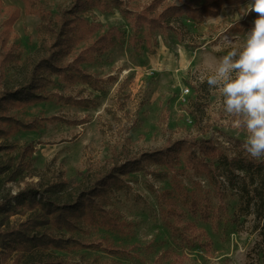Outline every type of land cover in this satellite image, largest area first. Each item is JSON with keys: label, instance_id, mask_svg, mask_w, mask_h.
I'll return each instance as SVG.
<instances>
[{"label": "rangeland", "instance_id": "1", "mask_svg": "<svg viewBox=\"0 0 264 264\" xmlns=\"http://www.w3.org/2000/svg\"><path fill=\"white\" fill-rule=\"evenodd\" d=\"M32 1L54 18L73 0ZM151 2L122 0V7L140 10ZM172 3L180 0H163L158 8ZM13 7L18 17L0 45V55L13 53L4 65L3 84L9 87L27 78L45 53L47 37L40 14L26 13L23 0H0V35ZM84 15L100 22L102 31H123V40L82 64L98 79L96 88L46 74L49 100L10 108L21 120L37 118L43 124L7 138L17 148L1 152L2 158L33 142V174L0 180V195L27 180L90 184L125 156L161 149L185 136L209 138L229 157L264 159V28L257 27L264 0L224 4L217 15L199 20L182 16L165 30L141 26L135 44L117 7L104 13L92 8ZM237 25L242 29L233 28ZM65 97L85 99L87 105ZM180 162L175 171L150 162L121 176L124 187L108 193L107 208L130 222L124 232L87 225L57 232L89 246L50 251L79 264H264V213L256 212L254 198L248 203L254 196L244 189V184L252 187L246 174L220 176V198L210 177L187 168L183 157ZM166 190L172 191L169 198ZM16 218L24 216L11 217ZM18 258L12 253L7 263Z\"/></svg>", "mask_w": 264, "mask_h": 264}, {"label": "trees", "instance_id": "2", "mask_svg": "<svg viewBox=\"0 0 264 264\" xmlns=\"http://www.w3.org/2000/svg\"><path fill=\"white\" fill-rule=\"evenodd\" d=\"M163 0H152L140 10L131 11L122 7V0H73L72 4L60 9L58 14L50 13L42 7H36L32 0L25 2V12H38L43 20L47 37L42 45L45 53L31 66L27 78L19 84L9 87L3 84L6 79L4 65L13 59L11 49L0 55V153L16 149L6 140L20 130L37 129L43 123L37 118L21 120L10 114L11 107H23L36 102L49 100L46 85L47 75L56 74L69 83L81 81L96 88L98 79L87 73L82 64L90 61L97 51L107 49L123 40V31L118 28L101 30L102 24L90 20L84 15L88 9L95 8L108 12L113 7L120 9L132 29L128 36L135 44L138 29L155 28L165 30L173 20L182 16L190 20H199L204 16H215L224 4L238 3L244 0H180V3L168 4L159 10ZM19 10L13 7L5 19L0 35V45L6 42L7 33L18 17ZM246 24V23H244ZM264 28V18L257 23ZM241 30L242 26H234ZM88 41V43H87ZM87 43L77 51L80 43ZM71 55L68 61H65ZM47 74V75H46ZM56 95V93H55ZM63 98V96H59ZM64 99L87 105L85 99ZM34 144L29 142L19 149L16 156L0 157L1 184L16 181L28 174L32 176L31 152ZM198 173H205L214 184L215 193L222 198L220 176L242 172L250 179L252 187L244 189L248 203L254 198L256 212L264 213V159L256 160L252 156L229 155L211 139L185 136L175 140L161 149L143 151L135 156H125L111 170L93 179L90 184L75 183L60 178L46 182L27 180L15 192L8 190L0 195V264H8L7 257L16 253V264H79L63 260L50 250H65L75 245L89 246L72 237H64L57 232H75L83 226H98L124 232L130 222L121 219L107 208L108 193L113 189L124 187L121 176L128 172L140 170L146 163H155L171 170L181 163ZM175 176V175H174ZM176 179V177H175ZM246 183V182H245ZM179 187V186H177ZM252 188V189H250ZM168 196L171 190L164 191ZM253 200V199H252ZM24 216L14 219L12 216ZM204 217L206 215L204 214ZM261 242L264 247V223L260 229ZM264 262V261H263Z\"/></svg>", "mask_w": 264, "mask_h": 264}, {"label": "built area", "instance_id": "3", "mask_svg": "<svg viewBox=\"0 0 264 264\" xmlns=\"http://www.w3.org/2000/svg\"><path fill=\"white\" fill-rule=\"evenodd\" d=\"M185 92H188V88H185V90H184Z\"/></svg>", "mask_w": 264, "mask_h": 264}]
</instances>
